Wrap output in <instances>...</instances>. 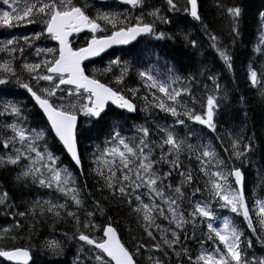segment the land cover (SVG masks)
I'll list each match as a JSON object with an SVG mask.
<instances>
[{"label":"snow or ice","instance_id":"1","mask_svg":"<svg viewBox=\"0 0 264 264\" xmlns=\"http://www.w3.org/2000/svg\"><path fill=\"white\" fill-rule=\"evenodd\" d=\"M214 8L207 19L200 0H0L8 32L0 39V173L10 175L0 182V215L10 218L0 227V264H67L60 258L69 253L71 264H264V197L247 188L248 171H264V141L221 134L231 97L207 59L210 49L234 72L246 6L214 0ZM258 16L245 83L264 101V11ZM179 20L188 25L163 27ZM19 28L31 34L15 35ZM145 38L182 41L191 59L165 61L161 71L160 53L154 61L109 53ZM13 85L27 103L3 98L21 95ZM110 212L134 221L129 239ZM37 253L51 259L38 262Z\"/></svg>","mask_w":264,"mask_h":264},{"label":"trees","instance_id":"2","mask_svg":"<svg viewBox=\"0 0 264 264\" xmlns=\"http://www.w3.org/2000/svg\"><path fill=\"white\" fill-rule=\"evenodd\" d=\"M202 5V12L207 19L214 18L216 15L214 8V0H200ZM230 2H237V0H230ZM238 2H243L246 6V11L244 13L243 19L241 21L242 36L235 46V69L234 72H228L226 69L222 70L220 62L218 59L214 60V54L211 50H208L207 59L209 66H214L217 73L221 76V86L223 89L227 90L230 94V103L227 106L222 107L219 116L220 121V132L221 134H226L229 131H245L249 135L255 132L260 140L264 141V101H262L256 94L254 90H251L245 83V70L248 63L255 59L253 56L252 49L256 43L259 28V16L258 13L264 9V0H238ZM188 25V21L179 20L178 23H173L169 26H163L168 31H178L185 28ZM215 27H224L226 33V22L216 20ZM192 30V29H189ZM194 31V30H192ZM148 46V50L145 51V46ZM155 45V47H152ZM193 52L192 49L185 47L182 41H169L156 42V41H146L142 45L136 48L135 55L129 60L135 61L137 57H141L144 60L154 61L155 57L152 53H160L161 60L159 61L160 70H164L165 61L169 64H177L179 66L181 63H187ZM202 59L199 54L196 55V60ZM17 92L21 95L17 96L19 100H23L27 103V98L23 94V90L17 89ZM246 98V103H241L240 97ZM244 113H247L245 116ZM141 122V121H137ZM131 134V133H127ZM98 141L90 142V147L92 148ZM264 147L257 152V159L261 160L264 164ZM87 163V161H86ZM83 179V177L81 178ZM10 182V175L8 173H0V182ZM89 185H95V180L91 177L88 178ZM98 186L90 188L96 198H100V193L96 190ZM247 188L249 189V196L254 192L255 195L264 197V171L261 172L259 178L254 175L252 170L247 173ZM17 199L20 198L21 193L17 191L15 193ZM114 219L120 221V230L124 235L125 239H129L128 227L131 226L133 229L136 228L134 221L128 220L124 217L123 213L110 212ZM233 215V214H232ZM10 223V218H5L0 215V227L7 226ZM63 228H58L53 234L59 237L60 231ZM50 230L45 228L41 233V239L47 236ZM38 262H43L50 257L44 256L43 253H37L34 257ZM60 259H66L67 264H71L73 259L71 253L66 257Z\"/></svg>","mask_w":264,"mask_h":264},{"label":"flooded vegetation","instance_id":"3","mask_svg":"<svg viewBox=\"0 0 264 264\" xmlns=\"http://www.w3.org/2000/svg\"><path fill=\"white\" fill-rule=\"evenodd\" d=\"M13 31V33L15 34V35H21V34H31V28H19V29H15V30H12ZM1 32V31H0ZM0 39H3L2 37H1V35H0ZM5 39V38H4ZM146 39V38H145ZM144 39V40H145ZM144 40H142V41H144ZM141 41V42H142ZM79 42H82V39H81V41H78V43ZM41 46H56L55 45V42H53V41H45V42H43V44L41 45ZM123 48H130V47H132V45H129V46H122ZM121 48V47H120ZM120 48H117L116 49V52H117V54L119 53V51H120ZM105 57L107 56V54H105L104 55Z\"/></svg>","mask_w":264,"mask_h":264},{"label":"rangeland","instance_id":"4","mask_svg":"<svg viewBox=\"0 0 264 264\" xmlns=\"http://www.w3.org/2000/svg\"><path fill=\"white\" fill-rule=\"evenodd\" d=\"M253 194V193H252ZM225 213H230L229 211H227V210H223L222 212H221V215H224Z\"/></svg>","mask_w":264,"mask_h":264},{"label":"bare ground","instance_id":"5","mask_svg":"<svg viewBox=\"0 0 264 264\" xmlns=\"http://www.w3.org/2000/svg\"><path fill=\"white\" fill-rule=\"evenodd\" d=\"M252 195V194H251ZM251 195H250V197H251Z\"/></svg>","mask_w":264,"mask_h":264}]
</instances>
